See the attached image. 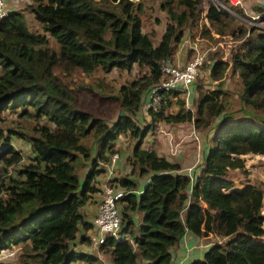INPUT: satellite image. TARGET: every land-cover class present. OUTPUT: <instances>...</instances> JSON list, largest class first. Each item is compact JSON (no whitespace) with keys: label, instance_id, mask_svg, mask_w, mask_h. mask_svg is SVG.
<instances>
[{"label":"trees","instance_id":"trees-1","mask_svg":"<svg viewBox=\"0 0 264 264\" xmlns=\"http://www.w3.org/2000/svg\"><path fill=\"white\" fill-rule=\"evenodd\" d=\"M32 1L31 13L44 33L31 32L22 12H10L0 21V124L6 112L20 119L6 134L0 128V160L16 154L10 145L14 137L25 140L31 151L29 162L3 184L0 252L26 244L29 253L22 254L19 264H100L73 243L81 227L93 229L81 210L100 191L95 177L105 172L101 164L110 161L118 137L127 135L135 140L128 164L136 179L148 180L141 191L130 176L111 180L126 193L117 203L119 238L107 237L99 246L109 250V264H171L172 249L187 233L227 238L189 264H264V192L252 183L236 185L229 176L231 170L245 172L246 154L261 156L264 166V28H253L231 57V72L241 81L239 115L227 112L226 93L216 88L213 100L201 95L195 118L181 92L172 89L162 92L157 109L148 110L151 122L140 128L137 115L151 86L162 79L161 63L173 55L202 0H160L170 22L156 45L142 30L139 2ZM205 20L218 32L232 24V17L211 3ZM48 35L57 49L50 46ZM134 66L146 71L115 89L113 99L120 111L112 123L79 108L71 89L55 74L130 72ZM226 67L213 63V79ZM172 98L178 110L166 113ZM204 109L208 125L214 126L200 191L199 182L192 183L177 162L143 147L142 140L146 128L151 130L159 121L194 122L199 128ZM87 162L91 168L80 178L77 166ZM195 199L205 203L204 211Z\"/></svg>","mask_w":264,"mask_h":264},{"label":"rangeland","instance_id":"rangeland-1","mask_svg":"<svg viewBox=\"0 0 264 264\" xmlns=\"http://www.w3.org/2000/svg\"><path fill=\"white\" fill-rule=\"evenodd\" d=\"M254 1L257 2V0ZM5 2L9 12L18 11L23 13L27 26L31 32L44 33L40 24L35 21L31 13L30 6L34 4L32 0H5ZM133 2H139L142 4V13L140 15L142 19V30L153 36V43L156 45L165 30L166 24L170 22L167 13L160 7V0H133ZM210 3L214 4L215 1L202 0V3L198 6L199 11L196 19L187 23L184 37L179 42L177 47H175L174 53L169 59L174 66L182 67L192 55L191 45L193 43H196L201 51H206L205 60L199 67L198 75L190 87V106L186 105L187 107H191V111H194L195 118L198 117L197 107L201 95L208 94L213 100L216 88H220L226 93L224 98L227 102V112L232 113V111H235V114L239 115L237 110L240 106L239 91L241 90V81L238 75L231 72V64H228L221 72L220 77L218 79H213L214 74L211 72V64L218 60H226L227 62L231 61L232 54L237 50L241 43V38H245L246 32L243 24H245L246 21L235 20L232 18L230 29L218 32L205 20L206 8ZM253 6L254 12L252 17H258L260 11L254 2ZM174 8L175 10L179 9L177 4L174 5ZM203 24L205 27H203ZM236 24L238 25V28L242 27V29L239 30L241 34L233 36L232 31H234V26ZM256 24L264 26V22H260V18L255 20L250 18V22L246 28L251 26L256 27ZM204 30L209 31L207 35L204 34ZM215 32L219 34V38L215 37ZM222 35H225V37H222ZM215 38H217V40H215ZM48 40L50 46L57 49V45L49 35ZM212 46H217V48L210 50ZM173 58H175V60L179 58L180 62L184 64L177 65ZM145 71V68L139 70L137 66H134L130 72L113 69L108 73L96 71L91 75H85L79 70H75L70 74L55 70V74L63 84L71 89L77 100L79 108L103 118L108 123H112L116 120L120 111L118 103L115 99H113L115 89H118L123 84L137 80ZM103 90L104 92H102ZM180 98H183V96L181 95ZM145 110L147 113H145ZM165 110L166 113H175L178 110L174 98L171 99L170 105H165ZM4 116L5 119L4 122L0 124V128H2L3 132L6 134V130L8 128H16L15 126L20 122V119L17 118L15 114L8 112L4 113ZM209 120V113L206 109H204L200 116V123L203 126V130L201 131L199 128L195 127L194 122L169 124L159 121L151 128V130L149 127L146 128L144 138L142 140V146L146 148H153L158 152V154L165 156L172 161H178L177 163L183 171L187 170L190 173V170L188 169L191 168L192 183L195 184V182H199V190L201 191V177L205 168L204 157L201 151L203 145L209 146L211 144L209 138L213 134L212 126H214V124L208 125ZM136 122L139 124L140 128L147 126L151 122L148 109H146L144 103L137 115ZM193 130L196 132L198 139L190 134ZM24 132L27 135H31V132L28 129ZM168 139L171 141L169 142ZM134 141L135 140L133 138H129L127 135H121L116 140L117 147H115L113 154H118V158L121 156V159L116 160L117 162H110L107 166L111 180L113 179L114 174L120 177L130 176L133 178V176H136V172L131 170L127 161ZM1 142L2 141H0V143ZM10 145L16 154H12L13 152L8 153L0 160V197H5L3 184H7L9 182L8 180L10 179L8 178H15L17 176V170L21 169L29 162V157L31 155L27 142L21 138L14 137L11 140ZM243 158L245 161V172L241 170H231L229 172V176L233 181H235L234 183L236 185L240 186L243 183L248 182L257 185L264 192L263 158L259 155L251 154H246ZM4 159L7 160V162L4 161ZM85 165V169L87 166H90L88 162L85 163ZM77 169L78 173L82 176L84 173V167L78 164ZM111 174L113 175L111 176ZM102 175L103 181H100L98 184L99 188H102L104 184L108 183V181H105L107 174ZM111 185L116 184L111 183ZM96 198L101 200V193H99ZM194 201L196 203L200 202L198 199H195ZM200 203L203 204L200 206L204 211L206 205L203 202ZM262 214H264V197ZM226 239L227 238L212 235V237L209 236L206 238V243L216 242L218 244H224ZM191 244H194V242ZM85 245V248L89 251V253H84L97 257L100 264H109L110 256L108 249L100 250L99 247L93 246L89 239ZM80 249L82 248H77L76 250L80 251ZM28 251L29 246L26 244L5 249L2 252L7 255V260L1 261L2 263L0 264H19L22 254L29 253ZM184 253L185 249H181L180 255H184Z\"/></svg>","mask_w":264,"mask_h":264},{"label":"built area","instance_id":"built-area-1","mask_svg":"<svg viewBox=\"0 0 264 264\" xmlns=\"http://www.w3.org/2000/svg\"><path fill=\"white\" fill-rule=\"evenodd\" d=\"M215 5H218L220 8L225 10L232 18L235 20L246 21L243 26H245V38H241V43H243L248 37H251V31L253 28H264L261 24H256L255 26L248 27L250 22V18L255 20L260 18V22H264V0H223L221 2L214 0ZM254 4L259 9V16L252 17L254 12ZM9 10L6 6L5 0H0V21L2 18L8 16ZM238 29V30H237ZM242 27L238 28L236 24L234 26L233 36L240 35V31ZM216 33V32H215ZM250 33V34H249ZM215 37L219 38V34H214ZM225 37V35H222ZM215 38V40H217ZM240 43V44H241ZM217 46H212L210 50L216 49ZM192 55L187 60V62L182 67H176L169 63V59H166L161 63V71H162V79L159 83L151 86L148 91L149 100L145 104L146 109L156 110L159 106L162 99V92L169 90H179L181 95L183 96V100L185 103V107L187 109H191L190 106V97H191V85L195 81V78L198 75L199 67L203 64V61L206 57V51H201L196 43L191 45ZM216 62H220L222 64L227 63L226 60H218ZM213 65V64H211ZM146 111V110H145ZM199 130H203V126L199 127ZM193 137L197 138L196 132L193 130ZM169 142L171 141L168 139ZM200 143V142H199ZM1 153V149H0ZM118 159V154H112L110 157V162H114ZM109 163L101 164L102 168H108ZM107 176L106 180L108 183L104 184L102 188H99L100 191L97 193H101L102 198L97 205V212L93 220L95 235L90 238L92 244L96 247H99L104 243L107 237L118 239L119 238V230H120V215L118 210V201L124 196L126 193L123 189L119 188L116 185H111L110 173L108 170L106 171ZM211 236L212 234L205 236L206 238ZM204 236L201 239L196 240V244L194 247L198 251H202L205 247H207L208 243H206V238ZM215 243V242H213ZM212 243V244H213ZM211 245V244H210ZM0 260H7V255L4 252L0 253Z\"/></svg>","mask_w":264,"mask_h":264},{"label":"crops","instance_id":"crops-1","mask_svg":"<svg viewBox=\"0 0 264 264\" xmlns=\"http://www.w3.org/2000/svg\"><path fill=\"white\" fill-rule=\"evenodd\" d=\"M170 59V58H168ZM175 60V58H173ZM169 61V60H168ZM173 61V60H172ZM174 62V61H173ZM175 62L177 63V65H183L184 63L180 62L179 58L177 60H175ZM170 64H172L170 61H169ZM173 65V64H172ZM149 100V97L146 96V99H145V103H147ZM181 124V123H180ZM192 134V132L190 133ZM115 147H117V144L116 142L114 143ZM93 147V153H92V157L93 155L96 154L97 150H98V145L96 146H92ZM207 148L208 146L207 145H203V148H202V155L203 157H206V153H207ZM128 156V155H127ZM121 159V156L117 159V160H120ZM170 160V159H169ZM172 161V160H171ZM117 162V161H116ZM174 162H178V161H174ZM107 163H110L107 162ZM106 164V163H104ZM86 165L84 166V173L82 174V176L80 175V178H84L85 174L89 171V169L91 168L90 166H87V168L85 169ZM101 167V166H100ZM115 168V167H114ZM105 170L104 174L106 173V171L108 170V168H103ZM185 170V169H184ZM190 170V173L186 170V171H183L181 169L182 172H184L185 174L187 175H190V177H192L191 175V168L188 169ZM113 174H111L112 176ZM120 176L118 175H115L114 174V177L113 179H116ZM123 177V176H122ZM121 178V177H120ZM137 178V174L136 176H133V179L136 180ZM95 180H96V186L98 187V184L100 183V181H103V175L100 174V175H97L95 177ZM106 180V179H105ZM148 180V177H144V178H138V190L141 191L145 185V183L147 182ZM99 188V187H98ZM98 194L96 193L95 195H93L90 200L84 205L83 209H82V214L84 216V221L87 222V223H90L93 225V220H94V217L96 215V212H97V205L98 203L100 202L99 199L96 198ZM204 203V202H203ZM94 227L93 229H84V227H81L80 228V232L75 240V242L73 243V245L75 246V248H82L80 249V251L82 252H88L87 249L85 248L86 245L85 244H81L82 240L84 239V237H88L89 235L92 237L94 236ZM203 236H199V237H194L192 236L191 234L187 233L183 238H182V241L179 242L178 245H176L173 249H172V263L171 264H189L192 260L194 259H198V260H201L203 259V254L204 252L209 248L210 244L212 243H208L207 247H205L202 251H198L193 245L196 244V240L197 239H201ZM205 237V236H204ZM208 238V237H207ZM187 239V240H186ZM186 240V241H185ZM194 244H191L193 243ZM181 249H185V253L184 255H180V250ZM110 263V262H109Z\"/></svg>","mask_w":264,"mask_h":264},{"label":"clouds","instance_id":"clouds-1","mask_svg":"<svg viewBox=\"0 0 264 264\" xmlns=\"http://www.w3.org/2000/svg\"><path fill=\"white\" fill-rule=\"evenodd\" d=\"M10 13V12H9ZM148 96V95H147ZM146 103L144 102V105H145ZM205 158V157H204ZM91 238V237H90ZM91 241V240H90ZM91 244H92V242H91ZM93 245V244H92ZM94 246V245H93ZM96 247V246H95ZM1 253V252H0Z\"/></svg>","mask_w":264,"mask_h":264}]
</instances>
